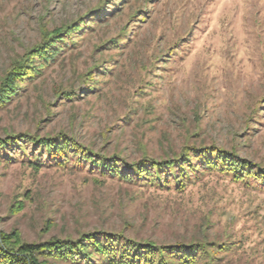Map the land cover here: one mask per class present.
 <instances>
[{
    "label": "rangeland",
    "instance_id": "374dc122",
    "mask_svg": "<svg viewBox=\"0 0 264 264\" xmlns=\"http://www.w3.org/2000/svg\"><path fill=\"white\" fill-rule=\"evenodd\" d=\"M72 23L80 28L62 51L34 60L41 70L0 107L1 138L62 132L128 162L213 145L264 166V0H0V83L46 33ZM14 155L0 161V231L24 242L101 229L223 243L213 264H264L256 184L204 177L174 195L71 160L34 172Z\"/></svg>",
    "mask_w": 264,
    "mask_h": 264
},
{
    "label": "trees",
    "instance_id": "16d2710c",
    "mask_svg": "<svg viewBox=\"0 0 264 264\" xmlns=\"http://www.w3.org/2000/svg\"><path fill=\"white\" fill-rule=\"evenodd\" d=\"M79 26L72 23L46 33L40 44L14 64L0 83V107L16 95L20 83L41 70L42 63L34 60L43 63L53 60L62 51L60 44L65 43V37L75 33ZM63 95L68 98L70 93ZM28 144L31 145L29 152L26 150ZM0 150L5 152L0 155V161H11L15 157L14 151H20L21 162L34 172L44 165L42 160L61 168L71 160L72 166L89 164L103 178H118L129 183L137 181L174 195L185 194L204 177L228 178L243 185L253 183L264 190V166L213 145L184 146L170 157L143 155L128 162L117 154L94 151L62 132L42 137L12 133L0 137ZM95 182L100 183L99 180ZM22 197L29 199V191ZM24 199L17 201L14 212L22 210ZM241 242L237 243V248ZM228 249L229 246L223 243L204 241L158 244L150 239L128 237L122 231L101 229L81 232L76 238L53 237L38 243L22 241L15 231H0V264H53L54 261L72 264H213L216 255Z\"/></svg>",
    "mask_w": 264,
    "mask_h": 264
}]
</instances>
